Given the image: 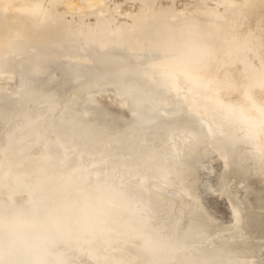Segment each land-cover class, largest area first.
Returning <instances> with one entry per match:
<instances>
[{"label": "water", "instance_id": "95a60500", "mask_svg": "<svg viewBox=\"0 0 264 264\" xmlns=\"http://www.w3.org/2000/svg\"><path fill=\"white\" fill-rule=\"evenodd\" d=\"M0 264H264V0H0Z\"/></svg>", "mask_w": 264, "mask_h": 264}]
</instances>
